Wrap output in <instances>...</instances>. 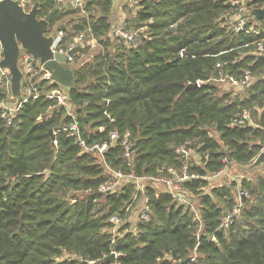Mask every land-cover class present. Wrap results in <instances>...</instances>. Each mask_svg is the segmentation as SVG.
<instances>
[{"label": "trees", "instance_id": "16d2710c", "mask_svg": "<svg viewBox=\"0 0 264 264\" xmlns=\"http://www.w3.org/2000/svg\"><path fill=\"white\" fill-rule=\"evenodd\" d=\"M35 2L38 18L55 6L53 0ZM137 4L130 24L114 19L112 0H86L84 13L62 9L50 25L64 24V47L75 36L85 41L66 65L74 83L67 96L81 136L92 145L108 141L110 131L128 133L132 165L127 167L119 144L103 158L81 152L62 130L71 118L42 95L22 103L9 124L0 117V264H111L105 258L112 248L120 253V264H264V177L254 184L240 181L250 196L239 194V213L225 226L223 211L228 214L235 205L228 188L202 192L224 159L249 165L264 145V110L255 125H231L243 109L263 106L264 79L236 93L209 81L216 64L237 78L245 70L264 74V55L254 54L255 43L264 42V20L248 21L259 33L234 32L225 15L229 0ZM116 26L142 28L146 36L139 31L132 47L111 34ZM90 38L93 53L74 64L89 51ZM31 65L39 76L37 60ZM197 80L205 83L186 88ZM37 86L59 88L46 80ZM8 100L9 92L0 87V104ZM182 146L192 151L187 160L176 151ZM184 162L199 176L185 189L197 196L200 222L166 192L146 186L149 219L111 244V233L102 230L111 227L110 216H123L134 185L99 192L110 177L105 165L142 177L168 167L179 170Z\"/></svg>", "mask_w": 264, "mask_h": 264}, {"label": "built area", "instance_id": "2783aa9c", "mask_svg": "<svg viewBox=\"0 0 264 264\" xmlns=\"http://www.w3.org/2000/svg\"><path fill=\"white\" fill-rule=\"evenodd\" d=\"M86 0H54L56 6L61 7L62 9L67 10L71 8L73 10H78L81 13H84V6ZM70 3V7H67L66 4ZM229 4L231 6L230 9L225 13L226 16L230 19L231 30L234 32L244 31L247 33H259L253 25L248 26V21L251 18L248 15L249 8L244 5L242 0H229ZM262 3H257L255 6H260ZM23 5V4H22ZM24 6V5H23ZM253 7V6H251ZM250 7V8H251ZM25 8V7H24ZM25 10H28L25 8ZM250 18V19H249ZM252 21V20H251ZM56 26V25H54ZM54 26L52 28H54ZM112 35H116L122 37L128 45L135 47L137 45V41L130 31H125L122 27L116 26L112 31ZM63 37V32H58L56 38L53 40L52 45L50 46L53 52H59L66 54L67 51L72 48L79 46L80 49L84 45V38L80 35L73 37L72 41L69 42L65 47L62 44L61 40ZM89 42V43H88ZM91 47L95 45V41L93 38H90L87 42ZM255 55L261 56L264 55V42L263 40H258L255 43ZM1 57V56H0ZM23 62V66L20 64V68L23 73L22 84H21V93L19 97L15 101H11L10 99V87L9 80L10 75L7 70H0V87H3L6 91L9 92L8 101H2L0 104V117L6 121V124H9L11 119L13 118L15 112L21 107L22 103H24L28 98H37L39 96H44L46 99L56 102L57 105H60L64 108L66 115L71 118V122L64 127L62 130L67 133V136L74 139L77 147L81 152H91L98 157L103 158L104 152L111 146L115 144H119L123 150V156L126 158L127 167L132 165V148L131 142L129 141V134L124 133L122 136L118 134L117 131H110L108 135V141L103 143H94L92 145H88L84 138L80 134V128L75 121L74 113H73V105L69 101L67 96V90L64 93H60L56 90H48L44 89V87H38L39 80H46L49 84H52V79L49 73L42 69L41 66L38 65L39 71L42 72L41 76H36L37 70L33 69L31 65V61L27 62L28 55L22 53L19 57ZM74 60V56L68 58V64L70 65ZM222 64H216L215 68L217 69V74L212 76L209 81L215 83L217 86L222 87V89L232 91V93H236L242 91L245 87L249 85L252 80V76L249 71H243L240 77H235L234 75L228 73H222L221 68ZM196 87H199L205 81L197 80L195 81ZM252 110L243 109L240 113L235 115L231 120V125L233 126H243L245 124L255 125L254 122L251 121ZM53 132V131H52ZM55 134V132H53ZM54 136V135H53ZM55 144V141H53ZM176 151L181 154L184 160H187L191 155L192 151L189 148L184 146L179 147ZM225 162V161H224ZM108 173H110V177L100 184L98 187V191L101 193H113L116 192L121 186L132 183L134 185V192L129 201V204L134 202V200L138 197L140 193H144V189L141 185L143 183L146 186H155L161 187V189L166 192L172 199L174 203L177 205H182L184 208L190 209L197 221L200 222V215L198 212V206L196 200L193 196L185 189V183L188 180L197 179L199 176L193 172L189 171V166L187 162H184L182 168L177 170L173 167H168L163 175H155V176H142L137 177L133 175V173H124L121 170H112L108 166H106ZM224 174L228 178L226 174V166H223L222 169L209 175L206 179L210 182V179H214L219 175ZM146 180V182H143ZM144 187V188H145ZM240 194V193H239ZM242 194V193H241ZM243 195V194H242ZM245 196V195H244ZM238 208V207H237ZM149 206L148 199L144 197L143 207L141 211L137 214V221L146 222L149 219ZM121 219L118 215H112L108 218V223L111 224V227L117 226L118 222L120 223ZM229 220L225 217L223 224H226ZM119 227L116 229V234L114 235L111 232L112 239L111 244L115 243V238L120 236ZM136 228H132L130 231H135ZM110 254L114 255L113 262L111 264H120L117 259L120 255L119 252L112 248L110 250Z\"/></svg>", "mask_w": 264, "mask_h": 264}, {"label": "water", "instance_id": "95a60500", "mask_svg": "<svg viewBox=\"0 0 264 264\" xmlns=\"http://www.w3.org/2000/svg\"><path fill=\"white\" fill-rule=\"evenodd\" d=\"M54 2V0H53ZM253 6L249 8L248 15L253 22L264 20V0H248ZM114 4L115 1L112 0ZM262 3L260 6H255ZM70 7V3L66 4ZM38 3L34 2L28 10L17 0H0V70H7L10 75V99L15 101L21 93L23 73L19 65L22 53L28 55L27 62L37 60L39 66L47 71L52 79V84L64 89H71L74 85L72 71L66 65L68 58L79 52L76 46L66 54L53 52L50 48L58 32L64 29V24L50 28L53 16L62 10L54 6L44 17H37ZM196 83H189L186 88H194ZM53 139V132L49 130ZM264 163V145L255 159L243 167L245 173L253 171ZM114 255L105 258L113 262ZM183 261L182 264H185Z\"/></svg>", "mask_w": 264, "mask_h": 264}, {"label": "rangeland", "instance_id": "374dc122", "mask_svg": "<svg viewBox=\"0 0 264 264\" xmlns=\"http://www.w3.org/2000/svg\"><path fill=\"white\" fill-rule=\"evenodd\" d=\"M17 1H19L20 4H23L26 9H29L31 7V5H33V3L35 2V0H17ZM114 1H115V3L113 4V7H112L114 18H116L117 21H119V23L120 22L123 23V21H125V19H129L128 24H130L131 15L135 10H137V7H138V4H137L138 0H114ZM242 1H243L244 5H246V7L250 8L247 4L248 0H242ZM70 16L71 15L65 16L62 19V21L65 22L66 19ZM61 24H63V23H61ZM57 25H59V24H56V26ZM129 31H130V33H132L134 35V37H135L136 41H138V43H139V38L142 35L146 36L145 32H144L145 30L142 28H140L138 31L131 28V29H129ZM139 31L142 32L141 36H140ZM94 49H95L94 46L93 47L90 46L89 51H86L82 57H77V59H75L74 64H77V63L80 64L81 62L86 60L88 52H89V54L93 53ZM18 62L21 66H23L22 65L23 62L21 61V58L19 59ZM41 75H42V73L39 74V76H41ZM251 76H252V74H251ZM258 79H264V74H261L259 76L255 74L254 76H252L251 82L243 90L248 88L252 83L257 81ZM58 87L59 88H57L55 90L59 91L60 93H64L67 90V89H64L60 86H58ZM253 110L256 111V114L254 116H251V121L256 123L255 118L256 119L259 118V116L257 114L261 113V111L264 110V104L262 107L254 106L252 111ZM260 150H261V148H260ZM260 150L258 151V153L260 152ZM257 154H256V156H257ZM131 156L133 159V154ZM255 157H254V159H255ZM223 161H225L224 166H226V174L228 175V178L226 176L224 177V174H221L218 177H215L214 179H210V182H208V184L204 188H202V192L203 193H207V192L209 193V191H211L212 188H217L220 186H226L228 188V192L230 193L232 199H234V204H235L233 206V208L230 209V211H228V214L226 213L227 212L226 210H225L226 212L223 211L224 212L223 213L224 218L226 217L228 220H230V218L233 215H238V213H239L238 208H237V207H240V205H241V202L239 200V193H242L246 197L250 196L248 193V190H242L241 189V185H240L241 182L240 181H242V179H245L247 182H249V184H254V183H256L257 178L264 177V163L262 165H260L259 167L255 168L253 171H251L249 173H245L243 171V167H247L248 165H237L235 162L228 161L227 159H224ZM163 174H165V171L163 169H159L158 175H163ZM143 182H146V180H143ZM231 183H233V185H231ZM141 185L144 189L145 185L143 183H141ZM161 190H162L161 187H158L157 191H161ZM146 196L147 195L145 194V190H144V193H140L138 195V197L134 200V202H132L131 204H129V202H128V204L126 206H124L125 209H124L123 216L118 215V217L121 219L120 223L118 222L117 226H115V227H106L102 231H109L110 233L112 232L115 235L116 229H117V227H119L118 228L119 234L121 236L125 232L130 231L132 228H136V225L138 223L137 214L139 211H141V209L143 207L144 197H146ZM195 197H196L197 206H199V204H198L199 201L197 200V196H195ZM214 201H216L217 204H219V206L222 207L223 209L226 208V204H225V202H223V199L220 200V198H215ZM223 226H225V224H223ZM66 255H68V254H63V257Z\"/></svg>", "mask_w": 264, "mask_h": 264}, {"label": "crops", "instance_id": "0c3cea01", "mask_svg": "<svg viewBox=\"0 0 264 264\" xmlns=\"http://www.w3.org/2000/svg\"><path fill=\"white\" fill-rule=\"evenodd\" d=\"M68 9H71V8H68ZM114 19H116V18H114ZM93 47V46H92Z\"/></svg>", "mask_w": 264, "mask_h": 264}]
</instances>
